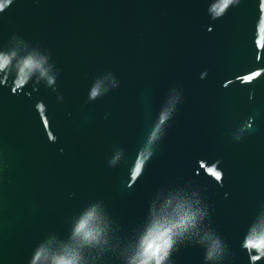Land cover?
Wrapping results in <instances>:
<instances>
[{
    "label": "water",
    "instance_id": "obj_1",
    "mask_svg": "<svg viewBox=\"0 0 264 264\" xmlns=\"http://www.w3.org/2000/svg\"><path fill=\"white\" fill-rule=\"evenodd\" d=\"M0 57V264H264V0H5Z\"/></svg>",
    "mask_w": 264,
    "mask_h": 264
},
{
    "label": "clouds",
    "instance_id": "obj_2",
    "mask_svg": "<svg viewBox=\"0 0 264 264\" xmlns=\"http://www.w3.org/2000/svg\"><path fill=\"white\" fill-rule=\"evenodd\" d=\"M85 236H89L88 233H85ZM153 241V249L147 250L145 245L142 253L140 254L141 259L139 264H152L153 261L154 264H161L167 256L168 249L171 246V237L166 233L165 235L155 236ZM51 264H80V260L76 254L64 255L58 253L51 257Z\"/></svg>",
    "mask_w": 264,
    "mask_h": 264
},
{
    "label": "snow or ice",
    "instance_id": "obj_3",
    "mask_svg": "<svg viewBox=\"0 0 264 264\" xmlns=\"http://www.w3.org/2000/svg\"><path fill=\"white\" fill-rule=\"evenodd\" d=\"M4 2H5V0H0V9H3V7H4ZM229 3V0H224V5L225 6H227V4ZM8 63V61H7V59H5V58H3V57H0V68H3L4 66H5V64H7ZM28 65H30L31 64V60H29V61H27L26 62ZM256 75H258V74H256ZM254 77L253 76H249L247 79L248 80H251V79H253ZM93 95H96V92L95 91H93V93H92ZM135 171H136V173H140L141 171H142V169H141V165L140 164H136L135 165ZM219 173H216V176H217V178H219ZM85 229V223L84 222H81L80 224H79V227L76 229V231L77 232H80V231H82V230H84ZM166 233H160V235H165ZM88 235H91L90 233H88ZM151 235V234H150ZM249 244H252V241H249ZM153 247H154V241H152V242H146V249L147 250H151V249H153ZM255 247H257V248H261V247H264V239H262V240H260L258 243H256L255 244ZM158 250V249H157ZM257 259H259V257H257Z\"/></svg>",
    "mask_w": 264,
    "mask_h": 264
}]
</instances>
